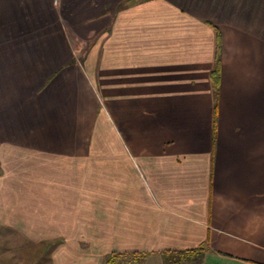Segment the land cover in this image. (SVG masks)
I'll list each match as a JSON object with an SVG mask.
<instances>
[{"label": "crops", "instance_id": "obj_1", "mask_svg": "<svg viewBox=\"0 0 264 264\" xmlns=\"http://www.w3.org/2000/svg\"><path fill=\"white\" fill-rule=\"evenodd\" d=\"M14 234L264 264V0H0V264Z\"/></svg>", "mask_w": 264, "mask_h": 264}, {"label": "trees", "instance_id": "obj_2", "mask_svg": "<svg viewBox=\"0 0 264 264\" xmlns=\"http://www.w3.org/2000/svg\"><path fill=\"white\" fill-rule=\"evenodd\" d=\"M220 44V36L217 35V48ZM213 85L216 89L218 78V65L212 70ZM206 245L201 244L191 249L168 250L162 253L163 264H201ZM146 253H112L107 255L103 264H142ZM127 257V258H126Z\"/></svg>", "mask_w": 264, "mask_h": 264}, {"label": "rangeland", "instance_id": "obj_3", "mask_svg": "<svg viewBox=\"0 0 264 264\" xmlns=\"http://www.w3.org/2000/svg\"><path fill=\"white\" fill-rule=\"evenodd\" d=\"M101 99V106L105 104L104 99L100 96ZM99 99V100H100ZM114 150V143L110 141V145H103V144H96L92 141L91 145V155H105V153L110 150ZM15 238L18 239H13V241H10V245H6V247H10L15 252L17 257H19L20 260L27 264H50L49 257L47 254H43L41 256L35 257L32 255L31 250L35 248V244L32 243L31 241H25L22 238L17 237L16 234H14ZM6 243L8 241L6 240ZM127 258V257H126ZM143 264V263H142Z\"/></svg>", "mask_w": 264, "mask_h": 264}]
</instances>
